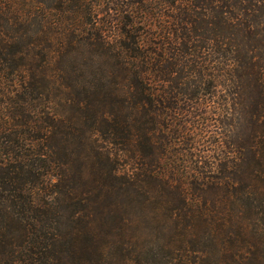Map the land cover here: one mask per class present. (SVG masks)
Listing matches in <instances>:
<instances>
[{"label":"trees","instance_id":"16d2710c","mask_svg":"<svg viewBox=\"0 0 264 264\" xmlns=\"http://www.w3.org/2000/svg\"><path fill=\"white\" fill-rule=\"evenodd\" d=\"M0 264H264V0H0Z\"/></svg>","mask_w":264,"mask_h":264},{"label":"rangeland","instance_id":"374dc122","mask_svg":"<svg viewBox=\"0 0 264 264\" xmlns=\"http://www.w3.org/2000/svg\"><path fill=\"white\" fill-rule=\"evenodd\" d=\"M213 97V98H212ZM208 98H211V100H208V105L210 106L209 109L211 110V112L209 113V120H210V124H211V128L213 130H217L216 129V126L219 125V118L217 116V114H214V109L217 108V105L214 103V99H217V94H214L211 95V96H208ZM189 121V120H188ZM200 121V120H199ZM196 123H198V120H192L191 121V124H193V127H196ZM189 125V123H188ZM215 140H217L215 137L212 138V137H203L199 143H196V145L194 146V148L196 149V151L199 153V152H203V151H207V150H215L216 149V143L214 142ZM215 143V144H214ZM190 146H188V148L186 147L185 149L187 151L190 150ZM179 149H182V147H179L177 150ZM183 150H179V152H182ZM186 151V152H187ZM215 152V151H214ZM184 153V152H182Z\"/></svg>","mask_w":264,"mask_h":264}]
</instances>
